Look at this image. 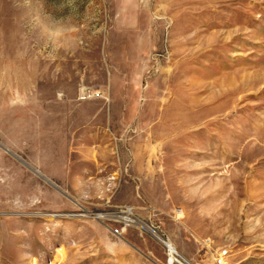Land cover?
<instances>
[{
    "label": "rangeland",
    "instance_id": "obj_1",
    "mask_svg": "<svg viewBox=\"0 0 264 264\" xmlns=\"http://www.w3.org/2000/svg\"><path fill=\"white\" fill-rule=\"evenodd\" d=\"M159 235L264 264V0H0V264H178Z\"/></svg>",
    "mask_w": 264,
    "mask_h": 264
},
{
    "label": "bare ground",
    "instance_id": "obj_2",
    "mask_svg": "<svg viewBox=\"0 0 264 264\" xmlns=\"http://www.w3.org/2000/svg\"><path fill=\"white\" fill-rule=\"evenodd\" d=\"M129 209V208H128ZM127 221H130V222H136V221H134V220H132L128 215H126L125 217H124ZM161 241H162V243L166 246V248H167V250H168V254H169V256L171 257V259L174 261V262H177L178 264H192L191 262H189L187 259H185L184 257H182L180 254H179V252L178 251H176L174 248H173V246L171 245V244H169V240H166V239H164L163 237H161L160 235H159V237H158ZM171 243V242H170Z\"/></svg>",
    "mask_w": 264,
    "mask_h": 264
},
{
    "label": "built area",
    "instance_id": "obj_3",
    "mask_svg": "<svg viewBox=\"0 0 264 264\" xmlns=\"http://www.w3.org/2000/svg\"><path fill=\"white\" fill-rule=\"evenodd\" d=\"M124 213H126V215L130 216L131 210L127 208L124 211ZM227 256H228V253L226 250H222L221 252L217 253V255L215 256V264H224Z\"/></svg>",
    "mask_w": 264,
    "mask_h": 264
}]
</instances>
